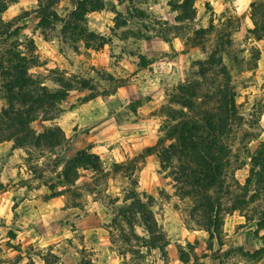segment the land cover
Instances as JSON below:
<instances>
[{"label": "rangeland", "instance_id": "1", "mask_svg": "<svg viewBox=\"0 0 264 264\" xmlns=\"http://www.w3.org/2000/svg\"><path fill=\"white\" fill-rule=\"evenodd\" d=\"M38 1L16 0L1 14L0 51L23 57L26 61L20 66L27 67L51 91L60 89L57 81L62 76L72 80L68 85L85 81L91 90L68 93L56 105L62 113L54 121L38 118L29 125L36 135L59 128L63 138L59 147L35 150L14 140L0 144V264H53V257L58 259L56 264H121L110 250L105 231L110 212L100 202H93L98 198L94 194L74 190L88 183L90 175L83 173L74 187H67L61 177L63 165L57 164L87 148L93 153L95 148L107 168L152 149L161 137L165 119L160 111L171 90L203 56L188 48L184 36L171 29L169 42L156 36L165 30L161 23L179 27L174 23L179 13L173 7L182 0H125L122 5L118 0H104L102 11L84 17L88 29L104 39L103 45L91 43L94 47L101 44V49L89 50L83 42L74 50L58 28L41 29L33 14ZM255 1L194 0V21L181 25L206 29L210 22L217 25L221 18L233 17L239 23L235 39L243 43L253 29L250 6ZM66 10L70 7L62 1L56 7L57 16L64 18ZM250 43L261 54L257 68L243 74L233 71L232 77L236 103L246 124L242 135L252 141L245 148L237 141L230 169L232 188L245 189L249 182L250 192L239 199L241 204L245 201L238 206L241 210L224 217L222 247L214 243L210 248L207 234L190 220V203L176 196L169 172L161 168L156 154L146 157L137 173L138 191L155 199V212L169 239L167 257L155 253L150 258L153 264H264V221L245 219L264 213V169L252 162L264 145V38ZM116 81L125 86L106 96ZM153 98L163 102L154 111L146 108ZM8 111L6 94L0 88V117ZM68 189L72 192L66 194ZM75 195L81 198L74 199ZM71 202L79 206L75 208Z\"/></svg>", "mask_w": 264, "mask_h": 264}, {"label": "trees", "instance_id": "2", "mask_svg": "<svg viewBox=\"0 0 264 264\" xmlns=\"http://www.w3.org/2000/svg\"><path fill=\"white\" fill-rule=\"evenodd\" d=\"M62 1L70 10H66L64 18H59L56 7ZM124 1L118 0V4L122 5ZM15 2L0 1V16ZM104 5V0H39L33 14L41 29L58 28V34L68 39L75 46L74 50H78L81 42L85 43L86 50L101 49L104 39L88 29L84 17L102 11ZM173 9L179 13L174 19L179 27L161 23L165 30L157 32L156 36L169 42V30L178 32L184 36L187 47L199 51L203 57L191 64L185 80L171 90L167 104L160 111L165 121L157 144L141 156L122 163L113 162L107 168L90 148L57 164L63 165L61 177L67 187H74L83 173L90 175L88 183L82 188L74 187V190L94 194L98 198L93 202H100L110 212L105 231L110 250L117 254L121 264H153L150 258L155 253L164 259L167 257L169 239L155 212V199L138 191L137 173L146 157L156 154L161 168L169 172L176 196L190 203V220L207 234L210 248L214 243L222 247L224 217L241 210L238 206L245 201L241 204L239 199L246 198L242 196L244 192H250L247 189L249 182L245 189L239 186L233 189L230 185L234 146L240 141L245 148L252 141L242 135L246 124L236 103L232 72L243 74L257 68L261 54L250 41L258 42L264 38V0H257L250 6L253 29L247 32L243 43L235 39L239 23L233 17L225 21L223 17L217 25L210 22L206 29H192L189 25H182L194 21V0L177 2ZM138 14L139 18L143 17V13ZM1 26L4 27L0 19ZM11 28V25L7 28V38ZM43 38L48 39L46 34ZM93 41L102 45L94 47L91 45ZM11 54L10 51H0V88L9 104V111L0 117V144L14 140L19 145L29 144L35 150L55 149L63 142L59 128L36 135L29 125L38 118L42 119L41 122L54 121L62 113L56 105L63 103L68 93L91 89L80 80L75 85H68L72 80L62 76L57 81L60 89L51 91L35 80L27 67L20 66L26 61L23 57ZM124 86V82H114L106 96L115 95ZM252 162L264 169V145H260ZM111 189L117 192H111ZM70 190H66V194L72 192ZM80 198L81 195L74 196V199ZM71 203L75 208L79 206ZM245 219L262 223L264 213ZM53 259L56 264L58 259ZM180 259L187 262L183 257ZM44 263L50 264L48 261Z\"/></svg>", "mask_w": 264, "mask_h": 264}, {"label": "crops", "instance_id": "3", "mask_svg": "<svg viewBox=\"0 0 264 264\" xmlns=\"http://www.w3.org/2000/svg\"><path fill=\"white\" fill-rule=\"evenodd\" d=\"M90 102H92V101H90ZM90 102H88V103H90ZM87 104H85V108H86ZM162 104H163L162 98H153L148 102V104H146V108L154 111V110L158 109ZM93 153L96 154L97 156H99L100 158H103V156H101L100 153L96 152L95 148H93ZM119 158H120V160H122L123 157L119 156Z\"/></svg>", "mask_w": 264, "mask_h": 264}]
</instances>
